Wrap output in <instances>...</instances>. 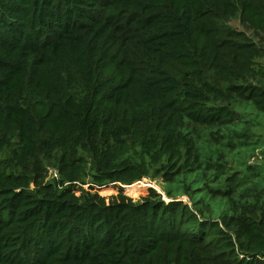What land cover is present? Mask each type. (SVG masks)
<instances>
[{"label": "trees", "instance_id": "16d2710c", "mask_svg": "<svg viewBox=\"0 0 264 264\" xmlns=\"http://www.w3.org/2000/svg\"><path fill=\"white\" fill-rule=\"evenodd\" d=\"M234 18L264 36V0H0V146L19 170L0 187V264H264V177L220 153L244 135L231 99L264 101ZM97 130L96 184L137 147L126 174L153 169L166 200L76 188L74 145Z\"/></svg>", "mask_w": 264, "mask_h": 264}, {"label": "rangeland", "instance_id": "374dc122", "mask_svg": "<svg viewBox=\"0 0 264 264\" xmlns=\"http://www.w3.org/2000/svg\"><path fill=\"white\" fill-rule=\"evenodd\" d=\"M228 26L237 32L245 34L249 39L250 48L257 51V57L254 60L257 67V75L254 78H250L246 86H262L264 89V36L250 29L238 18L230 20ZM231 100L235 103V108L240 113V117L243 118V123L236 127V130L244 135L233 140L234 142L231 141L230 150L225 147L227 141H223L224 147L220 149V153L228 154L227 161L231 162V167L235 169V172L246 173V167H254L260 177L261 175L264 177V101L256 103L249 97L238 96H234ZM252 118L255 121L253 123L251 122ZM247 128L250 129L249 133L246 132ZM201 135L204 134L199 136ZM213 136L215 138H212V147L218 143L216 135ZM105 141L106 134L97 130L93 135L83 134L81 139L75 143L77 155L83 156L85 161L82 177L76 184L77 189L84 192H96L106 201L117 197L122 189L126 197L136 202L140 198L146 197L148 188L153 187L166 200L162 178L153 169L148 168L145 171L141 170L135 171L130 175L126 174V168H129V165L140 162L141 155L137 147H132L127 156L115 165L114 169L118 172L115 173L113 181L97 185L93 176L107 171L101 160V150ZM199 146L202 151L208 149V143L206 142L200 143ZM57 156L58 151L55 147H51V149L46 148L44 150L42 159L45 182L55 186L60 183V175L56 163ZM11 160L12 154L10 150L5 145L0 146V187L15 186V177L19 175V170ZM109 171L111 172L113 169L111 168ZM121 173L124 174L122 175ZM128 180H130L131 184H124V181ZM181 200L187 204L190 203L186 197H181Z\"/></svg>", "mask_w": 264, "mask_h": 264}, {"label": "bare ground", "instance_id": "6f19581e", "mask_svg": "<svg viewBox=\"0 0 264 264\" xmlns=\"http://www.w3.org/2000/svg\"><path fill=\"white\" fill-rule=\"evenodd\" d=\"M133 188H134V186H133Z\"/></svg>", "mask_w": 264, "mask_h": 264}]
</instances>
